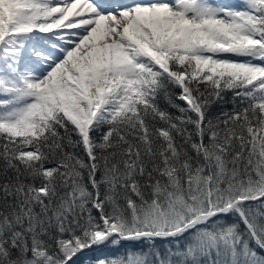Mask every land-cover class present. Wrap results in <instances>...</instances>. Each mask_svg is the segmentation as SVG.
<instances>
[{"label":"snow or ice","instance_id":"1","mask_svg":"<svg viewBox=\"0 0 264 264\" xmlns=\"http://www.w3.org/2000/svg\"><path fill=\"white\" fill-rule=\"evenodd\" d=\"M123 241L264 264V0H0V264Z\"/></svg>","mask_w":264,"mask_h":264},{"label":"trees","instance_id":"2","mask_svg":"<svg viewBox=\"0 0 264 264\" xmlns=\"http://www.w3.org/2000/svg\"><path fill=\"white\" fill-rule=\"evenodd\" d=\"M222 2L226 4H231V5H238L240 3V0H222ZM235 107H236V103H234L233 94L231 92H225L224 99L216 102L212 106L210 110V115L214 117L224 112H231L234 110ZM172 111H175V110L173 109ZM127 244H130V245L133 244L135 247L138 248V251H136V249L135 251L133 249L131 250L126 249V246H128ZM135 244L136 243L123 241L118 246L107 245L101 248H97L93 251H89V252L81 254L77 259V264H93L92 260L93 259L96 260V258L106 259V258H111L114 256H122V255L127 254V252L133 253V252H140L142 250L143 251L148 250V246L146 243L145 244L137 243V245ZM156 247L160 249L161 251H163L164 249L168 247V244L162 240H157Z\"/></svg>","mask_w":264,"mask_h":264},{"label":"rangeland","instance_id":"3","mask_svg":"<svg viewBox=\"0 0 264 264\" xmlns=\"http://www.w3.org/2000/svg\"><path fill=\"white\" fill-rule=\"evenodd\" d=\"M127 2H132V0H127ZM74 29H63V30H61V29H54L53 30V32H60V31H64V32H72ZM43 35H49V36H52V34H43ZM53 39H55V37L53 36L52 37ZM128 246H126V249H128V250H131V249H133L134 251H135V249H136V251H138V248L137 247H135L133 244L132 245H130V244H127ZM135 245H137V243L135 244ZM125 249V250H126ZM125 250H123V251H125ZM93 251V250H92ZM128 253V252H127ZM83 254V253H82ZM100 258H102V257H100ZM98 259L96 258V260L95 259H93L92 260V262H93V264H95V262L97 261ZM91 263V262H90Z\"/></svg>","mask_w":264,"mask_h":264},{"label":"water","instance_id":"4","mask_svg":"<svg viewBox=\"0 0 264 264\" xmlns=\"http://www.w3.org/2000/svg\"><path fill=\"white\" fill-rule=\"evenodd\" d=\"M95 249H97V248H93V249H91V250H87V251H85L84 253L89 252V251H92V250H95Z\"/></svg>","mask_w":264,"mask_h":264},{"label":"bare ground","instance_id":"5","mask_svg":"<svg viewBox=\"0 0 264 264\" xmlns=\"http://www.w3.org/2000/svg\"><path fill=\"white\" fill-rule=\"evenodd\" d=\"M77 31H79V29H74L72 32H77Z\"/></svg>","mask_w":264,"mask_h":264}]
</instances>
